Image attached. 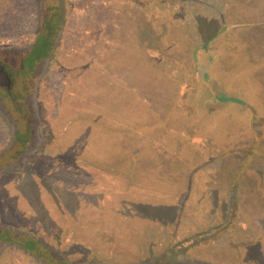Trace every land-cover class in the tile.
<instances>
[{
	"label": "rangeland",
	"instance_id": "rangeland-1",
	"mask_svg": "<svg viewBox=\"0 0 264 264\" xmlns=\"http://www.w3.org/2000/svg\"><path fill=\"white\" fill-rule=\"evenodd\" d=\"M58 1L0 62V264H264V0ZM41 12L0 0V45Z\"/></svg>",
	"mask_w": 264,
	"mask_h": 264
},
{
	"label": "trees",
	"instance_id": "trees-1",
	"mask_svg": "<svg viewBox=\"0 0 264 264\" xmlns=\"http://www.w3.org/2000/svg\"><path fill=\"white\" fill-rule=\"evenodd\" d=\"M58 3V0H40L42 10L40 29L35 41L31 45H0V62L14 65L20 72L22 71L19 80L24 81L23 85L30 79V75L34 72L35 68L47 61L48 55L59 40L58 30L63 19L60 13V4L56 5ZM21 90L22 92L24 91L23 86ZM2 102H6V100L2 99ZM3 239L7 241L11 240L6 239V237ZM30 240V242L24 243L25 247L39 252L42 259L43 255L40 252L43 249H39L40 246L36 240H32V238Z\"/></svg>",
	"mask_w": 264,
	"mask_h": 264
},
{
	"label": "water",
	"instance_id": "water-1",
	"mask_svg": "<svg viewBox=\"0 0 264 264\" xmlns=\"http://www.w3.org/2000/svg\"><path fill=\"white\" fill-rule=\"evenodd\" d=\"M13 84L12 74L9 69L0 64V87L11 89Z\"/></svg>",
	"mask_w": 264,
	"mask_h": 264
},
{
	"label": "flooded vegetation",
	"instance_id": "flooded-vegetation-1",
	"mask_svg": "<svg viewBox=\"0 0 264 264\" xmlns=\"http://www.w3.org/2000/svg\"><path fill=\"white\" fill-rule=\"evenodd\" d=\"M13 85V84H12ZM2 87H0V89H1ZM12 88V87H11ZM2 89H8V88H2Z\"/></svg>",
	"mask_w": 264,
	"mask_h": 264
}]
</instances>
